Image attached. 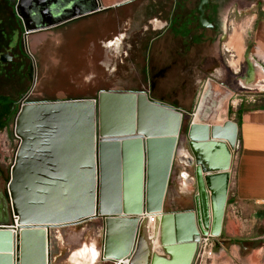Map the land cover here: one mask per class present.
Wrapping results in <instances>:
<instances>
[{"label": "rangeland", "instance_id": "obj_1", "mask_svg": "<svg viewBox=\"0 0 264 264\" xmlns=\"http://www.w3.org/2000/svg\"><path fill=\"white\" fill-rule=\"evenodd\" d=\"M99 1L113 3L118 0ZM83 2L85 0H60V3L57 0L34 1L27 11L26 20L29 27L37 31L27 34L26 42L24 22L15 13V0H0V95L19 99L28 93L23 102L34 103L95 97L102 91H147L151 87L160 97L169 100L165 102L172 105H175L173 103L182 105L183 101H191V105L184 109L186 112L183 117L182 131L176 145L177 151L183 149L186 156L193 155L187 131L202 94L205 93L206 97L198 114V125H207L209 129H212V126L224 129L226 123H236L238 110L243 100L254 94L239 85V78L244 76V67L248 60L246 55L248 56L250 52L248 39L252 18L254 14L264 13V0H213L212 7L218 12L214 19L220 25L221 35L209 45L197 43L196 51L189 52L185 61L179 56L180 54L174 52L180 48L181 42L175 41L171 32L160 40L159 57L154 60L150 52L153 28H157L156 32L160 33L163 30L162 25L169 20L170 12L164 10L163 5L154 8L152 0H134L80 17L58 27H51L73 12L86 9L82 6ZM94 4V0H91L89 7L94 9ZM162 9L164 11L158 14ZM210 15L213 17L212 13ZM185 43L188 46V37L185 38ZM245 46L248 47L246 50ZM191 49L192 47H189V51ZM153 65L157 66V73L152 71ZM259 80H263L264 84V77ZM261 89H264V86ZM262 91L264 93V90ZM113 97V99L115 97L121 99L122 94L117 93ZM179 105L175 106L179 107ZM77 106L80 108L79 104ZM153 110V108H147L142 102L141 113L149 112V115L154 113ZM124 111L127 112V109L120 107L118 110L109 111L110 114H104L103 126L129 130L135 123L133 124L132 120H123ZM173 117H175L173 112L155 108V116L152 117L151 124L159 126L161 130H174ZM23 120L17 126L14 117L5 129L0 130V168L5 175L10 174L16 157L12 168L13 180L10 192L18 223L25 221L24 215H36L41 210L36 203H39L38 200L43 197L35 192L31 200L32 204L26 210V201H24L26 195L16 185L21 176L19 159L22 146L19 151L18 146L20 140L27 139L30 129L33 130L35 127V121L33 122L32 118L26 120L24 117ZM116 131L117 129H112L108 133L115 134ZM209 135L215 144L209 149L210 162L216 164V160H219L221 143L222 151L230 150L229 195L237 142L235 141V146L232 147L231 138L227 134L217 132L214 134L216 136H213L212 132H209ZM214 149L216 152L213 151ZM179 159L182 161L178 156L174 160L163 206L164 213L195 208L194 197L197 193L194 179L195 166L189 164L188 173L193 180H190L189 185L183 186V181L178 175L179 169L182 168L178 162ZM214 172L222 173L217 170ZM34 187L38 189L39 185ZM7 189L8 181L0 176V194L6 196ZM69 189L70 187L67 189L62 186L60 193L62 200L70 195ZM55 197L57 198V195ZM64 202H62L63 207L66 205ZM51 203H55V200ZM68 206L72 207L69 204ZM32 208L35 209L31 211ZM226 209L227 203L223 223ZM7 215L9 219H12L9 207H7ZM30 219L28 223H32ZM211 221L212 217L209 226L207 228L203 226L206 233L198 229L199 240L196 241L198 248L192 264H246L243 261L244 256L236 255L233 247H230L231 244L228 245V242H225L226 248H222L221 245L224 242L221 238L222 231L220 235L211 234ZM259 230V228L254 229L257 233ZM251 235L244 234L242 237ZM103 238L104 225L101 218L52 228V264H78L72 258L73 253L84 247H90L99 252ZM260 240L264 241V239ZM176 244L178 242L175 240L167 239L165 242L158 238L155 254L171 260L168 247ZM205 244L206 252H209L211 247L210 257L207 254L202 256ZM199 251L201 254L197 257ZM28 254L32 257L31 252ZM34 258L38 261L36 254ZM100 258L98 257L92 263L84 259H80L79 262L80 264H115Z\"/></svg>", "mask_w": 264, "mask_h": 264}, {"label": "water", "instance_id": "obj_2", "mask_svg": "<svg viewBox=\"0 0 264 264\" xmlns=\"http://www.w3.org/2000/svg\"><path fill=\"white\" fill-rule=\"evenodd\" d=\"M34 1L37 0H15V13L24 22L26 42L27 34L37 31L29 27L26 20L27 11ZM130 1L132 0L105 3L94 0V9L87 7L77 10L51 27ZM209 1L200 0L196 9L198 24L202 28L213 26L204 17ZM27 53L30 55L28 50ZM117 93L122 94L121 99H113V95ZM27 96L28 93L18 99L15 119ZM142 102L147 108H153L154 113H141ZM24 103L30 108L24 117H27L26 120L33 117L35 127L30 129L27 139L20 140L18 146V151L22 146L19 159L21 176L16 185L26 195V210L37 192L43 197L36 204L41 206L45 217H55V222L17 224L9 189L12 181L10 169L8 191L6 196L0 194V232L14 230L15 235L13 241L11 233L6 235L9 244L0 243V248L14 244L15 264H25L28 261L24 244L25 235L30 230L38 229L41 234L38 235L39 243L36 247L39 264H52L51 229L96 218H101L104 225L100 259L115 264H158L156 261L182 264L186 251L197 244L190 260L192 264L198 248V229L206 233L204 227L209 226L211 217V234L220 235L228 200L231 155L230 150L222 151L221 143L217 165L210 162L209 149L215 144L210 139L209 132L213 136L217 132L227 134L234 147L238 135L236 123L228 122L224 129L213 126L209 129L207 125L191 122L187 136L193 155L189 156L188 164L195 166V208L164 213L165 196L174 160L177 158L176 145L186 110L155 99L146 90L102 91L89 98ZM120 107L127 109L122 114L123 120H132L135 124L129 130L103 126L104 114H110L109 111ZM155 108L175 114L174 130H161L159 126L151 124ZM112 129H117L115 134L108 133ZM16 131L18 132L17 128ZM85 160L89 161L86 163ZM215 170L222 173H215ZM35 185H39V188L36 189ZM67 185L70 187V195L62 200V186L68 189ZM53 200L55 203H51ZM68 204L72 207L69 208ZM7 207L10 208L12 219L8 218ZM152 213L156 217L151 226L149 217ZM193 227L195 229L192 231ZM158 238L165 242L167 239L178 242L168 247L171 260L155 254ZM6 258L0 262L12 264L11 256ZM126 260L128 261L125 263Z\"/></svg>", "mask_w": 264, "mask_h": 264}, {"label": "crops", "instance_id": "obj_3", "mask_svg": "<svg viewBox=\"0 0 264 264\" xmlns=\"http://www.w3.org/2000/svg\"><path fill=\"white\" fill-rule=\"evenodd\" d=\"M251 24L248 39L250 52L248 56L245 54L248 60L244 67V76L239 78V85L254 94L243 100L236 119L237 152L221 234L224 242L221 246L226 248L225 242H228V245L231 244L230 247H233L236 255L244 256L243 261L246 264H264V241L260 240L264 239V93L262 91L264 89H261L264 84L263 80H259L264 77V13L254 14ZM210 35L212 33L206 31L201 36V40L195 41L193 46L190 41L187 46L183 38V52L178 50L174 52L180 54L179 56L185 61L189 52L196 51L197 43L209 45L213 42L212 39H207ZM189 47H192L190 51ZM158 55L159 53L152 55L154 60L159 57ZM152 71L157 73L156 65H153ZM147 91L153 98L169 102L160 97L151 87ZM190 105L191 101H183L179 107L187 109L186 107ZM198 114L195 112L193 115L192 119L195 123L198 121ZM177 153L178 158L186 156L183 149ZM178 162L182 167L178 172L179 179L183 181V186H187L190 180H193L188 173L189 164L180 159ZM256 228L260 229L258 233L254 231ZM244 234L252 235L242 237Z\"/></svg>", "mask_w": 264, "mask_h": 264}, {"label": "flooded vegetation", "instance_id": "obj_4", "mask_svg": "<svg viewBox=\"0 0 264 264\" xmlns=\"http://www.w3.org/2000/svg\"><path fill=\"white\" fill-rule=\"evenodd\" d=\"M57 1L58 3H60V0H57ZM152 1H153L152 5L154 8L155 7L158 8L161 5H163L164 10H167L168 12H170L169 20L166 21L164 25H162L163 30L160 33L156 32L157 28L155 27L153 28L154 33L150 40L151 42L150 52L153 55L157 54L159 50H161L160 40L164 39L165 35L168 34V32H171V34L174 35L175 41L177 40L181 42L180 48L177 49L180 52H183V38L188 37L191 46L194 45L195 41L199 42L201 40V36L205 34L206 31H209L210 33H212V35H210L207 39H212L213 41L215 38L219 39L221 35L220 34L221 29H220L219 23L216 22L214 19V16H216L218 12L216 8L212 7L213 0L209 1L206 7V10H205V16H204L213 25L212 28H209V27L202 28L198 24V14L196 12V9H197V6L200 0H152ZM90 4H91V0H85L82 6L87 8L90 6ZM164 4H166L165 7H164ZM195 4H196V7H194ZM118 6H121V5H118ZM113 7H110V8H113ZM164 10L163 9L159 10L158 14H161V12ZM210 13H212L213 17L210 15ZM154 18H156V16H154ZM9 189L11 190V188ZM13 208H15L14 205H13ZM34 216L35 215L33 214L24 215L25 222L28 223L29 217H34ZM54 222L55 221L53 220L52 223ZM30 252H35L36 254V250L35 251L31 250ZM99 254H100V251H99ZM98 257H101V255H99ZM98 257L96 258V260L98 259ZM84 260L92 261L90 258H86V259L84 258Z\"/></svg>", "mask_w": 264, "mask_h": 264}, {"label": "bare ground", "instance_id": "obj_5", "mask_svg": "<svg viewBox=\"0 0 264 264\" xmlns=\"http://www.w3.org/2000/svg\"><path fill=\"white\" fill-rule=\"evenodd\" d=\"M234 43V42H233ZM244 50V49H243ZM201 98V97H200ZM28 109H30L29 108V106L27 105V104H25L24 102H23V104H22V108H21V110H20V112H19V115H18V117H17V119H16V125L18 126V125H20L24 120H23V118H24V116L26 115V113H27V110ZM196 112V111H195ZM194 112V113H195ZM194 113H193V115H194ZM19 118H21V119H19ZM26 119H27V117H25ZM30 118H32L33 120H34V118L33 117H30ZM19 119V120H18ZM19 122V123H18ZM195 123V122H194ZM212 125V124H211ZM188 158H189V156H183V157H181V160L183 161V162H188ZM14 166V165H13ZM13 166H12V168H13ZM12 168H11V174H12ZM185 174V173H184ZM187 177V176H186ZM188 178V177H187ZM12 180H13V176H12ZM11 183H12V181H11ZM11 183H10V185H11ZM10 185H9V187H10ZM39 196H41V194L39 195ZM11 200H12V196H11ZM36 203V202H35ZM12 204H13V202H12ZM37 206H35V208H36ZM41 206L39 205V208H40ZM35 208H32V210L31 211H33ZM38 208V207H37ZM49 210L51 209V208H48ZM13 211H14V215L16 216V212H15V210H14V208H13ZM50 216H52V215H49V217ZM54 217V216H53ZM16 219V218H15ZM29 219H30V217H29ZM54 219V218H53ZM53 219H50V218H47V217H45L44 215H43V211H42V208H41V210L33 217V218H31L30 220V222H32V223H38V222H42V223H50V221L51 220H53ZM16 222H17V220H16ZM20 223H26L25 221L24 222H20ZM17 224H19L18 222H17ZM151 225V224H150ZM199 228V227H198ZM195 229V227H193L192 228V231ZM191 230V229H190ZM44 231V233H45V230H43ZM2 232V233H1ZM0 232V243H2V244H4V245H6V244H9L8 242H7V240H6V238H5V236L6 235H8L9 233H11V235H12V241L14 240V235H15V231L14 230H11V231H1ZM38 235H41L40 234V231L38 230V229H34V230H30V232L28 233V235H25L26 237H25V241H26V243L24 244V248H25V254H26V256H27V260L28 261H26L25 262V264H39V260L38 261H35L34 259V257H35V252H31V256L33 257H30L29 256V254H28V252H30L31 250L32 251H35L36 250V247L38 246V243H39V239H38ZM160 235V234H159ZM27 245V246H26ZM196 246H197V244H195L193 247H191L190 249H188L187 251H186V254H185V256L183 257V261H182V264H190V260L192 259V257H193V255H194V252H195V249H196ZM1 247H3V246H1ZM8 256H11V261H12V264H15V250H14V244H11L9 247H4V248H0V261H3L6 257H8ZM99 256V252L98 251H96V250H94V249H92V248H90V247H84V248H82V249H79V250H77V251H75L74 253H73V255H72V258H74L75 259V262H78V264H80V262H79V260L80 259H86V258H90L92 261H90L91 263L92 262H95L96 261V258ZM7 259V258H6ZM128 260H126L125 261V263L127 262ZM158 264H176L175 262H165V261H156ZM179 262H181V261H179ZM120 263V262H119ZM0 264H2V262H0ZM179 264V263H178Z\"/></svg>", "mask_w": 264, "mask_h": 264}, {"label": "trees", "instance_id": "obj_6", "mask_svg": "<svg viewBox=\"0 0 264 264\" xmlns=\"http://www.w3.org/2000/svg\"><path fill=\"white\" fill-rule=\"evenodd\" d=\"M206 94H202L198 103L196 112L199 113L201 104L203 103ZM19 102L18 99H14L8 95H0V130L5 129L9 123L16 116L18 111ZM0 176H2L6 181H9V175H5L0 168Z\"/></svg>", "mask_w": 264, "mask_h": 264}, {"label": "built area", "instance_id": "obj_7", "mask_svg": "<svg viewBox=\"0 0 264 264\" xmlns=\"http://www.w3.org/2000/svg\"><path fill=\"white\" fill-rule=\"evenodd\" d=\"M227 50H228V49H227ZM155 217H156V214H153V215H151V216L149 217V219H150V223H151V224L154 223V221H155ZM200 254H201V253H200V251H199L197 257H199ZM206 254H207L208 257L211 256V247H209V252H206V244H205V247H204V249H203V251H202V256H205Z\"/></svg>", "mask_w": 264, "mask_h": 264}]
</instances>
